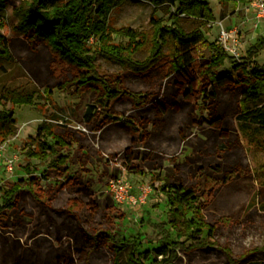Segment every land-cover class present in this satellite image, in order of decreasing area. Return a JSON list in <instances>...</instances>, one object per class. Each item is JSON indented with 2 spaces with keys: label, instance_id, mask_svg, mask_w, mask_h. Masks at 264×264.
<instances>
[{
  "label": "rangeland",
  "instance_id": "rangeland-1",
  "mask_svg": "<svg viewBox=\"0 0 264 264\" xmlns=\"http://www.w3.org/2000/svg\"><path fill=\"white\" fill-rule=\"evenodd\" d=\"M22 1L8 0L6 8L0 10V32L9 41L11 55L9 60L0 59V94L7 88H15L35 92L36 97L32 105L5 104L6 108H13L17 129L14 135L4 141V154L14 156L16 166L12 174L0 172V186L5 187L18 178L26 177V166L30 170L34 167L43 168V162L24 154L28 141L34 138L41 122L47 121L54 125L68 122L72 129L78 131V144H74L69 151L61 152L69 155L67 166L72 172L78 173L93 192L100 212L93 220L85 221L81 229L75 219L62 211L67 194H62L44 211L26 193L20 209L8 213V221H0V241L4 238L19 239L25 246L24 257L35 260L36 264H60L59 259L67 256H72L76 264H112L113 253L103 229L118 230L124 234L139 233L142 247L157 246L161 232L155 223L167 221L170 217L166 194L161 186L171 182L194 188L199 201L203 203V220L215 226L213 234L207 239L209 246L193 248L189 256L178 248V257L171 264H228L225 251L239 257L252 248L264 247V139L256 148L248 145L240 134V89L206 86L197 69L196 89H206L204 99L207 101L199 99L200 103L196 106L195 96L191 94L177 110L167 112L158 106L136 110L124 97L114 101L112 111L118 119L123 114H132L158 121L160 129H153L151 123L147 125V145L138 138H131L119 125L112 124L102 132L97 131L95 127L100 118L96 117L94 122L88 124L86 113L89 107L99 109L96 102L98 93L90 89L79 91L76 85L67 80L71 73L65 63L52 55L46 45L31 44L14 29L17 17L12 10ZM208 1L214 16L213 21L203 26L208 42L220 45L218 22L226 28H237L239 57L244 55L258 34L264 36V21L255 20L253 9L246 7L249 2ZM172 11V8H153L148 2L127 0L111 11L108 23L114 30L129 28L137 34L135 40L141 44L145 42L132 55L135 60L142 61L150 55L151 41H148L153 35V18L169 24ZM181 24L188 32L197 22L185 17ZM111 38L114 44L125 46L128 43V37L121 32H113ZM172 48L173 45L164 46L162 54L154 57L152 65L140 73H135L100 52L95 54L94 64L97 73L111 83L115 76L120 78L124 89L144 95L160 85V93L170 97L173 92ZM209 55V47L198 44L195 57L197 65ZM257 61L264 63V49ZM219 70L232 71V65L226 61ZM111 83V88H114ZM176 100L181 101L182 95H178ZM249 106L252 109L258 107L255 102ZM211 112L220 115L219 127L211 123ZM78 145L83 146V161L76 155ZM125 147L139 158L151 154L152 159L143 160L142 174L126 169L123 173L122 152ZM114 153L117 155L113 157ZM227 170H232V175L225 183L219 180L204 181L206 176H220ZM47 175L49 180H41L44 187L55 184L57 180L52 171H47ZM112 177H124L134 193H138V187H147L149 193L145 202L134 208L118 207L107 191L108 180ZM102 214L108 216L110 223L107 216L102 217ZM59 228L61 243L55 239ZM191 243L188 241L186 245ZM83 250L90 251L87 262ZM126 253L122 250L119 254V264L125 263ZM160 258L158 256L157 260ZM262 261L264 254L257 253L246 264H260Z\"/></svg>",
  "mask_w": 264,
  "mask_h": 264
},
{
  "label": "trees",
  "instance_id": "trees-1",
  "mask_svg": "<svg viewBox=\"0 0 264 264\" xmlns=\"http://www.w3.org/2000/svg\"><path fill=\"white\" fill-rule=\"evenodd\" d=\"M127 0H23L13 8L17 17L14 29L31 44L43 43L51 51L52 55L65 63L70 70L67 78L77 86L79 91L85 89L98 93L96 102L99 109L89 107L86 113L88 124L97 122L95 130L101 131L112 124L119 125L131 138H138L147 145L149 130L147 125L151 123L153 129H160L158 121L146 116L136 117L132 114H123L121 119L114 116L112 105L118 98H127L134 109L145 107H160L163 111H174L191 95L195 96V104L199 99L203 102L206 89L197 90V69L202 74L206 86L239 88L242 94L241 115L238 127L241 136L250 146L259 148L260 141L264 139V63L260 64L257 57L264 49V36L259 35L245 50L243 56L235 58L222 46L215 42H208L203 33V26L214 20L208 0H136L150 3L153 8H172L169 16L170 23H161L153 18V35L151 39L150 55L148 58L137 61L132 55L144 45L138 42L136 35L129 28L114 30L110 28L108 20L111 11ZM225 3L228 0H219ZM250 2L251 0H242ZM8 0H0V10H4ZM190 18L197 22L190 31H185L181 24L182 18ZM113 32H121L128 37V43L114 44L111 35ZM9 41L0 32V59L9 60ZM198 44L207 45L210 55L206 60L197 65L196 54ZM173 45L170 56L173 59L171 84L173 92L171 96H163L161 86L141 95L124 89L120 78L110 80L97 73L94 57L97 52L108 58H113L123 66L129 67L135 73L147 70L154 57L162 54V48ZM232 65V71H220L225 62ZM61 83V82H60ZM114 84V88H111ZM60 85V84H59ZM61 86V85H60ZM62 87V86H61ZM182 95V100L176 97ZM35 92H26L21 89L7 88L0 94V143L16 132V120L13 117V108H6L5 104H35ZM208 97V96H206ZM255 102L256 108L249 104ZM212 114L211 123L219 127L221 117L216 112ZM84 131V130H82ZM81 131V132H82ZM77 130L72 129L68 122L56 123L43 121L36 128L33 139L28 141L24 154L28 158H36L43 162V168L25 167L26 177L18 178L7 186H0V221H8V213L20 209V205L26 193L46 211L55 200L67 194L62 211L66 216L75 219L79 228L87 220H93L98 215L99 204L89 187L83 183L76 172H72L67 166L69 155L61 151H69L74 144H78ZM85 133V132H82ZM25 143V142H24ZM24 147V148H25ZM83 146L78 145L77 157L80 161L85 159L82 152ZM98 151V150H97ZM117 153L113 154V157ZM123 166L126 170L142 174L143 160L152 159L151 154L139 158L135 152L125 147L122 152ZM47 171H52L57 180L55 184L42 186L41 180H49ZM232 175V170L223 172L220 176H206L204 181L227 182ZM161 190L166 194L168 213L167 221L155 223L161 232L157 246L142 247L141 234H124L118 230L103 229L105 237L113 253L112 264H119L118 257L125 250L124 264H171L178 257L177 249H182L186 255L197 247H207L208 238L213 234L215 226L207 223L202 218L203 203L199 201L197 191L182 183L174 184L165 182ZM103 215V214H102ZM107 215L102 217L106 218ZM107 219H110L107 216ZM61 228L55 233V239L61 243ZM85 237V233H83ZM183 237V240L181 239ZM77 240V236L75 237ZM191 244L186 245V242ZM24 245L19 239L4 238L0 241V264H36L35 260H27L24 257ZM257 253L264 254V247L252 248L239 257H234L229 251H225L228 264H246ZM85 261L90 251L82 252ZM161 256L159 260L157 257ZM60 264H76L72 256L60 258ZM264 264V261L260 262Z\"/></svg>",
  "mask_w": 264,
  "mask_h": 264
},
{
  "label": "built area",
  "instance_id": "built-area-1",
  "mask_svg": "<svg viewBox=\"0 0 264 264\" xmlns=\"http://www.w3.org/2000/svg\"><path fill=\"white\" fill-rule=\"evenodd\" d=\"M247 7L252 8L256 21H264V0H251L247 3ZM219 24L218 41L227 52L238 58L237 44H238V30L236 27L226 28ZM85 131V128H82ZM5 143H0V172L4 174H12L16 166V158L14 156L8 157L4 154ZM125 168H123V173ZM123 176V175H122ZM107 191L110 194L111 200L118 207L134 208L140 206L145 202L149 193L147 187H138V193L133 192L132 186L125 180L124 177H112L108 180Z\"/></svg>",
  "mask_w": 264,
  "mask_h": 264
},
{
  "label": "crops",
  "instance_id": "crops-1",
  "mask_svg": "<svg viewBox=\"0 0 264 264\" xmlns=\"http://www.w3.org/2000/svg\"><path fill=\"white\" fill-rule=\"evenodd\" d=\"M246 7H247V4H246ZM253 16H254V15H253ZM254 25H255V27H256V24H254ZM253 34H255L254 31H253ZM259 35H260V34H258L257 36H259ZM257 36H256V37H257Z\"/></svg>",
  "mask_w": 264,
  "mask_h": 264
}]
</instances>
